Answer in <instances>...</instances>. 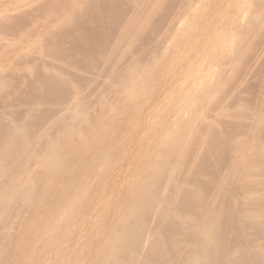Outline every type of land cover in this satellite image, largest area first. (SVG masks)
Returning a JSON list of instances; mask_svg holds the SVG:
<instances>
[{
    "label": "bare ground",
    "instance_id": "6f19581e",
    "mask_svg": "<svg viewBox=\"0 0 264 264\" xmlns=\"http://www.w3.org/2000/svg\"><path fill=\"white\" fill-rule=\"evenodd\" d=\"M169 1L0 0V264H264V0Z\"/></svg>",
    "mask_w": 264,
    "mask_h": 264
},
{
    "label": "rangeland",
    "instance_id": "374dc122",
    "mask_svg": "<svg viewBox=\"0 0 264 264\" xmlns=\"http://www.w3.org/2000/svg\"><path fill=\"white\" fill-rule=\"evenodd\" d=\"M174 1H178V3L176 4ZM179 0H171V1H169V5L171 4L172 5V8H171V11L172 10H174L175 9V7L179 4ZM170 5V6H171ZM170 6H169V8H170ZM175 6V7H174ZM174 7V8H173ZM168 8V9H169ZM211 11H213V8H210V12ZM171 14L172 12H170V9H169V11H168V14ZM32 14V15H31ZM31 14H29V15H27L26 16V19L25 20H27V17L29 18L27 21H23V22H19L18 21V23L17 24H15L14 25V30H16L15 32H18V30H19V32L18 33H20V32H22L23 30H25V29H27V27H28V25L31 23V22H35L36 20H35V18L36 19H39V18H42L43 16H42V14H40V15H34L33 13H31ZM162 15L164 14V13H161ZM16 15V14H15ZM34 15V16H33ZM40 16V17H39ZM42 16V17H41ZM37 17H39V18H37ZM23 20V19H22ZM22 20H20V21H22ZM202 21V22H201ZM28 22V23H27ZM30 22V23H29ZM23 23V24H22ZM205 23H206V21H203V19H200L199 20V24L197 25L198 27H196V31L195 32H193V34L191 35V37H189V39L187 40V42H185L180 48H178L177 50V55H179L178 53H181V54H184L185 55V57L186 58H192L194 55H195V49H196V40H197V36H198V33L199 32H201V30L205 27ZM22 24V25H21ZM160 28V27H159ZM13 31V30H12ZM198 31V32H197ZM14 32V33H15ZM210 32V29H208V33ZM18 33H15V34H18ZM9 36H11V38L14 36V34L13 35H9ZM8 36V37H9ZM10 38V37H9ZM191 42H192V44H191ZM65 45L66 46H68V44L67 43H65ZM65 46V47H66ZM185 47H187L186 49H185ZM175 55V59H177V55L176 54H174ZM181 59V58H180ZM184 67V66H183ZM92 74H94V73H92ZM160 75V74H159ZM177 75L178 74H176L175 73V76L177 77ZM88 76H91V77H94L93 75H89L88 74ZM180 78V79H179ZM177 80L175 81L176 83L174 84V85H176V87L178 86V88H177V91H175V93L173 94V98L174 99H172L171 101H172V103L175 105V106H180L181 104H182V101H181V99H180V91L182 90V88H184V86L185 87H187V78H184V76H180V77H177L176 78ZM152 83H151V86L149 87V92L150 93H153L154 91H155V89H156V87L158 86V85H160V83H162L163 82V77H162V74L160 75V76H156L155 75V77L152 79ZM185 83V84H184ZM87 89H89V88H87ZM92 89V88H91ZM94 89V88H93ZM89 91H90V89H89ZM88 91V92H89ZM90 94L92 93L91 91L89 92ZM97 94V92H95L94 93V95H96ZM1 104L0 105H2V102H0ZM2 107L3 106H1L0 108V112H4V111H6L7 110V112H8V109H6V110H4V111H1L2 110ZM15 107L16 106H13L12 108H10L11 110L10 111H12V112H14V113H19V112H21L22 111V109H18V107L15 109ZM19 110V111H18ZM135 113V114H134ZM127 116V117H126ZM125 117V118H124ZM119 122L114 126V128L112 129V131H111V133H110V135H109V137L110 138H108V140L106 141V146H107V148H117L118 147V149H117V151H116V153H115V155H114V157H118V155L119 154H121L122 155V153H121V150L122 149H124V148H127V153L130 155V157H142L141 156V153H142V151L140 150V149H137V147L136 146H138V145H136L137 143L135 142V145H134V143L132 144V145H129L128 147H127V145H128V142H129V139H130V131H132L131 129L132 128H134L135 127V125H136V123H137V115H136V112L135 111H132V110H127V111H125V113H123V114H121L120 116H119ZM134 123V124H133ZM133 126H132V125ZM117 127V128H116ZM120 128H121V130H120ZM128 129V131H127V129ZM126 129V130H125ZM120 134H119V133ZM129 133V134H128ZM115 135H116V137H115ZM128 135V136H127ZM114 137V138H113ZM118 138V139H117ZM118 140V141H117ZM124 141V142H123ZM113 145V146H112ZM135 146V148H134V146ZM110 146V147H109ZM117 146V147H116ZM131 146V147H130ZM132 146H133V149H132ZM106 148V147H105ZM136 149V150H135ZM119 153V154H118ZM133 153V154H132ZM126 154V153H125ZM121 155H119V156H121ZM110 194V195H109ZM109 194H107V196L108 197H106V198H110V199H112L111 200V202L113 201V200H115L116 199V196L117 195H115V194H112L110 191H109ZM111 206H113L112 208H115V204L114 203H111ZM84 226V225H83ZM84 228H85V230H86V225L84 226ZM85 235H86V231H85V233H84ZM78 236V235H77ZM83 236V237H82ZM82 237V238H81ZM77 238H80L82 241L84 240V235L82 234L81 236H78Z\"/></svg>",
    "mask_w": 264,
    "mask_h": 264
}]
</instances>
